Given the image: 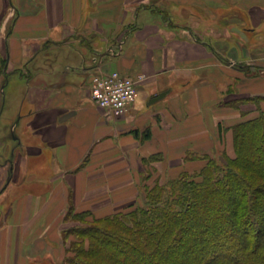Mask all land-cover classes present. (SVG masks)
Returning a JSON list of instances; mask_svg holds the SVG:
<instances>
[{
  "label": "crops",
  "instance_id": "obj_1",
  "mask_svg": "<svg viewBox=\"0 0 264 264\" xmlns=\"http://www.w3.org/2000/svg\"><path fill=\"white\" fill-rule=\"evenodd\" d=\"M3 60L0 264H69V212L129 211L259 115L264 0H0ZM115 71L143 76L121 117L91 100L92 76Z\"/></svg>",
  "mask_w": 264,
  "mask_h": 264
},
{
  "label": "trees",
  "instance_id": "obj_2",
  "mask_svg": "<svg viewBox=\"0 0 264 264\" xmlns=\"http://www.w3.org/2000/svg\"><path fill=\"white\" fill-rule=\"evenodd\" d=\"M161 16L173 26L169 15ZM0 77L10 78L5 71ZM232 127L235 156H203L204 167L145 184L126 212L65 231L69 264H264V112ZM2 97L0 94V112ZM186 159H194L187 157ZM148 177H144L147 180Z\"/></svg>",
  "mask_w": 264,
  "mask_h": 264
},
{
  "label": "built area",
  "instance_id": "obj_3",
  "mask_svg": "<svg viewBox=\"0 0 264 264\" xmlns=\"http://www.w3.org/2000/svg\"><path fill=\"white\" fill-rule=\"evenodd\" d=\"M143 76L133 79L119 72L94 74L91 78V100L107 114L121 117L138 97V83Z\"/></svg>",
  "mask_w": 264,
  "mask_h": 264
},
{
  "label": "rangeland",
  "instance_id": "obj_4",
  "mask_svg": "<svg viewBox=\"0 0 264 264\" xmlns=\"http://www.w3.org/2000/svg\"><path fill=\"white\" fill-rule=\"evenodd\" d=\"M154 9H156V10H160L159 7H155ZM180 18H181V17H180ZM223 152L226 153L227 155L231 156V158L234 157V156H235L234 145H232V147H230V150H227V149H225L224 147H220L218 150H216V152H215V154H214L213 157H219V156H221V154H222ZM213 157H212V158H213ZM152 184H153V183H152ZM152 184H150V185H152ZM139 201H140V199H139ZM68 253H69V249H68ZM71 255H72V254H71ZM71 255H70V253H69V256H68V257H71ZM68 257L66 258V261H67Z\"/></svg>",
  "mask_w": 264,
  "mask_h": 264
},
{
  "label": "water",
  "instance_id": "obj_5",
  "mask_svg": "<svg viewBox=\"0 0 264 264\" xmlns=\"http://www.w3.org/2000/svg\"><path fill=\"white\" fill-rule=\"evenodd\" d=\"M160 97H163V95H161Z\"/></svg>",
  "mask_w": 264,
  "mask_h": 264
}]
</instances>
